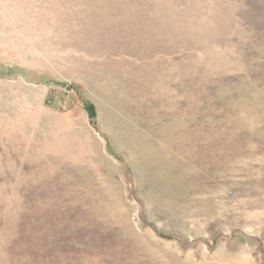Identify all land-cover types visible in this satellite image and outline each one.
<instances>
[{
	"label": "rangeland",
	"instance_id": "374dc122",
	"mask_svg": "<svg viewBox=\"0 0 264 264\" xmlns=\"http://www.w3.org/2000/svg\"><path fill=\"white\" fill-rule=\"evenodd\" d=\"M0 264H264V0H0Z\"/></svg>",
	"mask_w": 264,
	"mask_h": 264
},
{
	"label": "trees",
	"instance_id": "16d2710c",
	"mask_svg": "<svg viewBox=\"0 0 264 264\" xmlns=\"http://www.w3.org/2000/svg\"><path fill=\"white\" fill-rule=\"evenodd\" d=\"M85 108H86V110L88 111V113H89V117H90V119H91V122L94 124V125H96V121H95V116H96V112H97V110H96V106H95V104H93L92 102H90V101H85Z\"/></svg>",
	"mask_w": 264,
	"mask_h": 264
},
{
	"label": "bare ground",
	"instance_id": "6f19581e",
	"mask_svg": "<svg viewBox=\"0 0 264 264\" xmlns=\"http://www.w3.org/2000/svg\"><path fill=\"white\" fill-rule=\"evenodd\" d=\"M231 258V257H230ZM233 258H235V257H233ZM225 259V258H224ZM238 260V259H237Z\"/></svg>",
	"mask_w": 264,
	"mask_h": 264
}]
</instances>
